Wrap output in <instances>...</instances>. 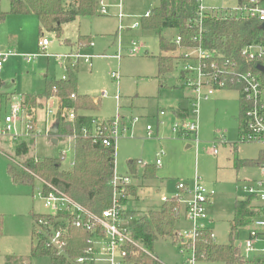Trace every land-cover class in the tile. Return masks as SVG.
Segmentation results:
<instances>
[{
	"label": "rangeland",
	"instance_id": "1",
	"mask_svg": "<svg viewBox=\"0 0 264 264\" xmlns=\"http://www.w3.org/2000/svg\"><path fill=\"white\" fill-rule=\"evenodd\" d=\"M66 1L68 2L62 0L63 3ZM200 1L204 8L215 10L237 5V0ZM104 2L106 14L100 13L99 0H96L94 14L77 16L75 20L64 24L60 36H57L54 32L40 30L38 18L33 13H11L10 0H0V51L4 48L3 51L14 52L0 67V79L3 81L0 86V116L5 115L9 106L20 100V96L42 93L45 90L46 77L60 80L62 76L69 75L55 58L44 53L63 54L71 46L82 47V52L91 53L94 57L89 63H80L72 71L77 78V93L88 95L91 99H100L93 110L82 112L107 120L115 116L118 110L123 116V122L130 125L129 132L115 142L114 170L118 174L131 175L137 188V193L127 195L126 204L130 211L124 222L132 226L134 218L157 209L161 205L162 196L171 197L176 192L178 181L186 182L190 186L194 176H198L215 193V203L213 201L214 205L211 204L208 210L211 219L209 228L214 234L215 243H233L244 254L246 231L240 229L231 235L230 221L233 218L235 200L241 198L237 180L244 175L256 174V171L253 167L237 170L235 160L253 158L263 146L236 144L241 114L237 92L222 90L210 99L200 101L197 146L173 133L171 128L176 120L174 112L183 107L192 111L194 107L185 99L188 92L181 85L178 75L181 61L176 60L171 72L158 74V34L141 27L145 12L156 7L159 0ZM1 14H4L3 17ZM134 23H138L139 27L131 28ZM176 33L174 29H164L161 35L171 41ZM42 38L49 41L45 50L38 46V41ZM132 40L140 48L136 53L130 54ZM90 42L92 46H89ZM119 48L120 59L109 57L118 53ZM180 51L176 49L168 53L179 57ZM38 53L41 54L30 62L26 61V56ZM62 62L66 64L67 60L63 59ZM111 72L119 75L118 84L111 78ZM102 93H106V96L101 97ZM115 94L120 97L118 103L114 99ZM57 101L58 97L52 92L50 97H40V105L30 114L26 111L22 113L21 118L25 121L30 118L34 122L35 130L41 132L34 139H20L30 142L26 156H16L14 142L8 138H0V264H4L5 257L10 255L22 257L29 264H50L48 256L34 257L30 253L31 243L36 242L33 214L46 212L42 201L37 197L40 183L38 180L33 185L13 182L7 167L11 163L16 170L23 171L25 169L22 163L27 157L40 160L46 157L58 158L63 153L65 160L62 165L72 162L74 141L69 135L58 133V136H54L49 131V137L44 135L45 129L57 125L56 118L47 117L45 114L46 108L51 106L54 109ZM160 110L165 111L164 115L158 116ZM132 117H136V121L132 122ZM194 117L191 115L189 119ZM157 118L162 123H157ZM146 125L152 127L151 137L147 136ZM50 137L58 138L57 143H53ZM220 137H224L227 143L218 144V153L214 155L212 142ZM186 144L191 146L187 148ZM160 151L163 152L161 164L156 166L155 160ZM132 160L136 162L134 169L138 168L136 175L131 171L129 161ZM143 164L154 166L156 176L161 179L138 182L137 178L143 173ZM164 184L166 185L163 187ZM190 227L181 207L175 229L188 231ZM176 243L174 236L158 238L151 252L164 264H182L188 253H181ZM257 246L264 247V242ZM255 255L248 254L245 264H254L251 261ZM195 264L223 263L202 260Z\"/></svg>",
	"mask_w": 264,
	"mask_h": 264
},
{
	"label": "built area",
	"instance_id": "2",
	"mask_svg": "<svg viewBox=\"0 0 264 264\" xmlns=\"http://www.w3.org/2000/svg\"><path fill=\"white\" fill-rule=\"evenodd\" d=\"M99 11L101 14H106L104 0H99ZM208 13L220 17H256L264 23V5L255 0H250L249 5L237 4L221 10L206 9L199 0V18L201 19ZM149 14L150 11L145 13L146 16ZM200 23L198 26L201 31ZM135 27H138V23L131 25V28ZM194 39L197 41V46L185 48L181 46L180 35L176 34L172 40L181 50L178 57L181 61L178 71L181 85L188 92L186 99L194 107L192 111L188 109L187 116H176L171 128L172 132L192 141L197 146L199 143L197 133L200 101L210 99L216 91L230 89L237 92L242 112L236 144H260L264 148V42L252 41L244 44L240 49L243 62L238 63L204 48L201 37ZM48 44L49 41L46 38L38 41V46L42 50H45ZM130 45V54L139 50L135 41L132 40ZM89 46H92V42ZM3 50L0 51V67L10 55L14 54L10 50ZM40 54L26 56L25 59L30 62ZM44 55L55 58L59 64L63 59H66L67 64L62 65L64 71H72L80 62L89 63L94 57L80 49L63 54L44 53ZM109 57L120 59L121 56L118 51L117 54ZM110 76L118 84L119 75L111 72ZM65 78L66 75L61 79ZM104 96L106 93L101 94V97ZM70 98L74 100L75 94H71ZM114 99L118 102L119 95L115 94ZM24 112L22 98L9 106V111L0 116V138H8L15 143L21 141V138L40 136L41 132L35 130L34 122L30 118L26 121L21 118ZM45 114L47 117H54L64 122H73L76 116V112L72 108L59 107V105H56L54 109L48 106ZM163 114L164 111L159 112V115ZM191 115L195 117L189 119ZM131 120L132 122L136 121V117ZM23 126L24 129H22ZM129 130L130 125L123 122V118L117 110L111 119L100 120L98 124L93 122L92 129L83 128L81 133L82 136L90 138L93 142H101L104 146H115L116 140L120 136L126 135ZM48 131V128L45 129V136H49ZM146 131L147 136L151 137L152 127L150 125H146ZM68 137L74 139V136ZM226 143L227 140L224 137L214 140L212 153L217 155V145ZM162 154V151L158 152V158L155 160L156 166L161 164ZM60 158L61 162L65 160L64 153ZM34 160L37 161L36 158ZM145 165L143 164V166ZM254 168L256 175L240 180L238 184V189L243 197L240 200H248L249 205L256 212L251 221L244 226L247 236L243 247L246 257L251 253L258 254L255 259L256 264H264V247L256 245L257 242H264V163L255 165ZM39 183L37 197L42 201L46 212L39 214L43 216L34 221V234L36 237H42L46 246L52 247L57 254H63L66 257L64 249L70 228L84 229L89 233L86 240L87 245L81 255L73 261L71 260L72 264H131L128 259V247L136 244V241L132 237L131 226L124 222L125 218L123 217V213L126 211V203L123 202V198L126 186L132 185L131 175L118 174L114 171L110 181L112 187L110 205L99 214L87 210L52 185L47 184V189H45L43 183L41 181ZM176 189L177 192L173 196H163L162 201L165 202L170 198H175L178 201L177 217L180 213V205L183 204V216L190 222L191 227L188 231L175 230L174 237L177 242L175 245L180 247L181 253L185 251L188 253L182 264H195L197 259L194 241L200 231L209 229L207 226L209 222L208 207L212 203L214 191L209 190L198 176H194L190 186L186 182L178 181ZM183 193H188L189 196L183 198ZM59 214L62 216L58 217ZM210 236L214 240L212 231Z\"/></svg>",
	"mask_w": 264,
	"mask_h": 264
},
{
	"label": "trees",
	"instance_id": "3",
	"mask_svg": "<svg viewBox=\"0 0 264 264\" xmlns=\"http://www.w3.org/2000/svg\"><path fill=\"white\" fill-rule=\"evenodd\" d=\"M261 3L263 0H255ZM199 0H159V4L144 15L141 22L143 30H153L158 34L160 54L157 57L158 74H165L173 70L178 59L176 54L168 53L178 49L171 40L161 35L164 29H174L182 38V47L197 46L196 37H201L204 48L215 54H221L229 60L241 63L240 49L252 41L264 42L263 22L256 17H220L211 13L201 19L198 14ZM237 4H250V0H237ZM96 0H10L11 13H33L39 21L40 30L54 32L60 36L63 25L69 23L77 16L92 15L95 13ZM4 14H1L3 17ZM201 22V23H200ZM201 25V31L199 29ZM163 53V54H162ZM165 53V54H164ZM76 68V67H75ZM74 68V69H75ZM74 71V70H72ZM71 70L69 75L60 80L45 78V90L40 94L22 96V105L25 111H31L40 105V97H50L52 92L59 99V107L72 108L76 112L73 122L58 121V133L74 136L73 159L69 165L63 166L61 156L58 158L46 157L35 161L27 157L22 163L25 170H16L10 163L7 170L13 182L33 185L35 180L61 190L87 210L99 214L110 205L112 179L115 167V146H104L101 142H93L90 138L82 136V129H92L93 122L98 124L97 117L81 114L82 111L93 110L95 103L88 95L77 93V78ZM3 81L0 79V86ZM71 94L76 98L72 100ZM188 109L175 111L177 117H185ZM242 112L240 114V122ZM14 154L26 156L29 152L30 142H15ZM9 157V156H8ZM236 169L241 166H255L264 163V148L255 159L236 160ZM131 171L134 172V160L129 161ZM143 179L156 178L154 166L147 164L141 176ZM134 195L132 185L125 188L123 202H127V195ZM179 203L175 198L163 202L158 209H153L146 215L138 217L132 224L130 231L136 244L129 245L128 259L131 264H164L153 253V244L158 238H172L175 232V222ZM127 211L123 217L127 218ZM256 215L248 200H236L233 208V218L230 221V234L234 235L239 229L246 226ZM43 215L33 214V222ZM59 214L58 217H61ZM211 231H200L194 241L195 257L197 261L220 262L223 264H245L246 260L238 246L233 243L217 244L210 236ZM35 235V234H34ZM89 233L84 229L70 228L65 246V255L46 246L42 237L35 236L36 242L31 243V256H48L50 264H72L71 260L81 255L86 247ZM68 257V258H67ZM69 259V260H68ZM4 264H29L22 257L6 256Z\"/></svg>",
	"mask_w": 264,
	"mask_h": 264
},
{
	"label": "crops",
	"instance_id": "4",
	"mask_svg": "<svg viewBox=\"0 0 264 264\" xmlns=\"http://www.w3.org/2000/svg\"><path fill=\"white\" fill-rule=\"evenodd\" d=\"M68 1H69V0H68ZM65 3H67V1H66ZM146 12H147V11H146ZM146 12H145V13H146ZM132 25H133V24H132ZM138 27H139V25H138ZM135 28H137V27H135ZM135 28H134V29H135ZM119 30H120V29H119ZM133 41H135V40H133ZM135 42H136V41H135ZM136 43H137V42H136ZM130 44H131V43H130ZM48 45H49V44H48ZM48 45H47V46H48ZM137 45H138V43H137ZM130 47H131V46H130ZM138 47H139V45H138ZM70 48H71V49H70L69 51H67L66 53L71 52V51H74V50H76V49H80V50L83 51L82 47H78V45L71 46ZM139 48H140V47H139ZM3 49H4V48H1V50H3ZM119 50H120V48L118 49V51H119ZM89 54H91V53H89ZM116 54H117V53H116ZM92 55H93V54H92ZM57 63H58V62H57ZM80 63H83V62H80ZM80 63H79V64H80ZM58 64H59V63H58ZM66 64H67V63H66ZM79 64H78V67H79ZM59 65L62 66V65H63V62L60 63ZM117 88H118V87H117ZM227 90H230V89H227ZM219 91H222V90H219ZM219 91H216L215 94L218 93ZM215 94H214V95H215ZM20 98H22V96H20ZM119 99H120V97H119ZM185 99H186V97H185ZM92 100H93L95 103H99V100H100V99H99L98 97H93ZM118 102H119V100H118ZM118 102H117V103H118ZM56 103H57L56 105H59V99H58V101H57ZM180 107H183V106H180ZM183 108H185V107H183ZM183 108H182V109H183ZM160 111H164V110H160ZM160 111H159V112H160ZM80 113H81V114H84V115L93 116V115H91V114H89V113H86V112H80ZM164 113H165V111H164ZM163 115H164V114H163ZM121 116H122V115H121ZM158 116H162V115H159V113H158ZM93 117H96V116H93ZM122 117H123V116H122ZM126 117H128V116H126ZM175 117H176V116H175ZM97 118H98V117H97ZM132 118H133V117H132ZM132 118H131V119H132ZM98 119H100V120H105V119H101V118H98ZM128 119H129V117H128ZM157 123H162V121H161V120L159 121V119L157 118ZM130 124H131V123H130ZM48 129H49V132H50L51 127L48 128ZM50 133H51V132H50ZM51 134H52V133H51ZM55 136H58V134L55 135ZM46 137H49V136H46ZM59 137H60V136H59ZM50 138H51V137H50ZM29 139H30V138H29ZM31 139H34V138H31ZM52 139H53V138H51V140H52ZM57 141H58V138H57ZM190 146H191L190 144H186V147H187V148H189ZM256 157H257V156H255V157H253V158H247V157H244V158H240V159H255ZM146 165H147V164H146ZM144 167H145V166H143V169H144ZM250 167H253V168H254V166H241V167H239L237 170L242 169V168H250ZM114 171H115V170H114ZM255 171H256V170H255ZM137 173H138V168L136 167V168H135V175H136ZM255 175H256V174L244 175L243 177H240V178L237 180V184H239L240 180H243V179H245V178H249V177H253V176H255ZM157 179H161V177L159 178V177L156 176L155 180H157ZM162 179H163V178H162ZM137 180H138V182H139V180H149V179H143L142 177H138ZM165 185H166V184H164L163 187H164ZM132 186H133V188H134V194L137 193V188H136V186H135V182H134V183L132 182ZM176 192H177V189H176ZM176 192H175V193H176ZM175 193H174V194H175ZM240 193H241V192H240ZM174 194H173V195H174ZM173 195H172V196H173ZM214 195H215V193H214ZM182 196H185V197L187 196V197H188L189 194H188V193H183ZM162 197H163V196H162ZM162 197H161V205H162V203H163V201H162ZM166 197H167V196H166ZM183 198H184V197H183ZM242 198H243V197H242V193H241V198L236 199V200H240V199H242ZM236 200H235V201H236ZM213 201H214V200H212V203H211V204L214 205L215 201H214V203H213ZM211 204H210V205H211ZM161 205H160V206H161ZM210 205H209V207H208V210H209V208H210ZM160 206H159V207H160ZM159 207H158V208H159ZM181 207H182V209H184V208H183V204L180 205V210H181ZM212 207H213V206H212ZM212 207H211V208H212ZM125 208H126V211H127V213H128V212L130 211V209H129V205L125 204ZM158 208H157V209H158ZM127 215H128V214H127ZM129 217L131 218L130 215H129ZM137 218H138V217H137ZM137 218H134V219L136 220ZM126 219H128V217H127ZM126 219H125V220H126ZM210 222H211V219H210V217H209V222H208V225H207L208 228H209V224H210ZM128 226H130V225H128ZM241 229H244V230L246 231V236H247V230H246V228L243 227V228H241ZM175 230H176V229H175ZM209 230H211V229L209 228ZM239 230H240V229H239ZM211 231H212V230H211ZM238 232H239V231H238ZM212 233H213V232H212ZM214 241H215V240H214ZM258 243H260V242H257L256 245H257ZM240 251H241V250H240ZM241 254L244 256V258H245V260H246V256H245V254H243V252H241ZM252 254H255V253H252ZM257 257H258V254L255 255V257L252 259L253 261H251V262H253L254 264H256L255 259H256ZM246 261H247V260H246Z\"/></svg>",
	"mask_w": 264,
	"mask_h": 264
},
{
	"label": "water",
	"instance_id": "5",
	"mask_svg": "<svg viewBox=\"0 0 264 264\" xmlns=\"http://www.w3.org/2000/svg\"><path fill=\"white\" fill-rule=\"evenodd\" d=\"M262 26L264 27V23L262 24ZM56 122H57V125H58V120H56ZM57 125L54 126V127H52L51 130H50V132H51L54 136L58 134V128H57ZM52 142H53V143H57V138L54 137V138L52 139Z\"/></svg>",
	"mask_w": 264,
	"mask_h": 264
}]
</instances>
